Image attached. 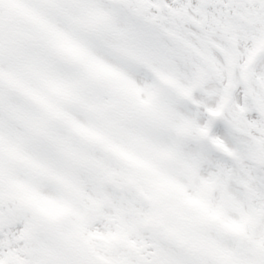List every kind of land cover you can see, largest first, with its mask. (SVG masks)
Returning <instances> with one entry per match:
<instances>
[{
  "label": "snow or ice",
  "instance_id": "obj_1",
  "mask_svg": "<svg viewBox=\"0 0 264 264\" xmlns=\"http://www.w3.org/2000/svg\"><path fill=\"white\" fill-rule=\"evenodd\" d=\"M0 264H264V0H0Z\"/></svg>",
  "mask_w": 264,
  "mask_h": 264
}]
</instances>
